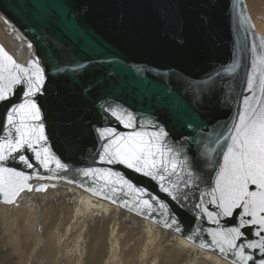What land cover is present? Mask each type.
Instances as JSON below:
<instances>
[{
    "label": "water",
    "instance_id": "obj_1",
    "mask_svg": "<svg viewBox=\"0 0 264 264\" xmlns=\"http://www.w3.org/2000/svg\"><path fill=\"white\" fill-rule=\"evenodd\" d=\"M0 204L60 180L264 264V34L246 0H0Z\"/></svg>",
    "mask_w": 264,
    "mask_h": 264
},
{
    "label": "bare ground",
    "instance_id": "obj_2",
    "mask_svg": "<svg viewBox=\"0 0 264 264\" xmlns=\"http://www.w3.org/2000/svg\"><path fill=\"white\" fill-rule=\"evenodd\" d=\"M7 19L0 13L2 33L22 46L25 57L31 55L30 50L35 49L34 45ZM254 24L264 34V19L254 20ZM8 30L12 34L9 35ZM11 46L8 51L12 49L15 52L16 48ZM59 182L49 181L43 196L40 193L44 192L31 194L34 191L22 194L18 198V208L9 206L12 209L7 210L8 216L16 217V220L21 216L29 222L34 215V199H43L49 203L55 219L51 224L57 229L62 246L58 264L70 252L78 254V264H83L84 260L86 264H120L129 256L131 264H235L161 228L157 223L100 200L73 184L62 185ZM49 187L53 189L48 191ZM29 208L30 212H26ZM62 237L72 238L76 249L64 247ZM26 256V260H33L32 256Z\"/></svg>",
    "mask_w": 264,
    "mask_h": 264
},
{
    "label": "rangeland",
    "instance_id": "obj_3",
    "mask_svg": "<svg viewBox=\"0 0 264 264\" xmlns=\"http://www.w3.org/2000/svg\"><path fill=\"white\" fill-rule=\"evenodd\" d=\"M246 3L253 22L254 20L264 19V0H246ZM0 31H2L1 28ZM58 184L72 185L62 181ZM52 189L53 187H49L48 191ZM45 193L40 194L43 196ZM31 194L39 193L34 192ZM34 201V210L32 211L34 215L31 213L33 218L29 222L22 219L21 216H18L19 218L16 220V217H10L7 214V210L12 209L9 206L18 208L20 203L17 205L0 204V264H58L59 257L62 255V246L57 229L51 224L55 220L53 211L50 210L47 201L43 199H34ZM30 209L26 212H30ZM62 239L64 247L76 249L73 246V240L71 241L72 238L65 239V237H62ZM26 255L32 256L33 260H26L24 258ZM129 258L130 256L120 264H131L132 261ZM85 262L87 263L84 260L83 264ZM59 264H78V254L68 253L67 257L63 258Z\"/></svg>",
    "mask_w": 264,
    "mask_h": 264
},
{
    "label": "built area",
    "instance_id": "obj_4",
    "mask_svg": "<svg viewBox=\"0 0 264 264\" xmlns=\"http://www.w3.org/2000/svg\"><path fill=\"white\" fill-rule=\"evenodd\" d=\"M20 31V30H19ZM10 31L8 30L7 33H9ZM21 32V31H20ZM1 35V40L0 42H2L6 49L8 50V47H10L11 45H13L16 48V51L14 52L12 49L9 50V52L14 56V58L17 60V62H19L22 65H28V62L31 59H35L36 58V53H35V49L33 47L34 50H30V52H32L31 55H28L27 57L24 56V54L22 53L23 48L22 46H20V44L13 38H10V40L6 37V35H4V33H2V31H0ZM22 33V32H21ZM12 34L11 32L9 33V35ZM23 34V33H22ZM4 40L5 43L2 41ZM12 42V44H11ZM16 42V43H15ZM30 44V43H29ZM11 48V47H10Z\"/></svg>",
    "mask_w": 264,
    "mask_h": 264
}]
</instances>
